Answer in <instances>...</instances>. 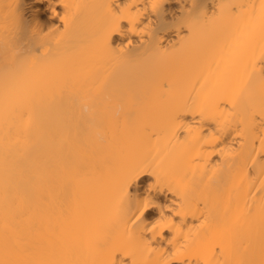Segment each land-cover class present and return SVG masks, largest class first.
<instances>
[{"label": "bare ground", "instance_id": "6f19581e", "mask_svg": "<svg viewBox=\"0 0 264 264\" xmlns=\"http://www.w3.org/2000/svg\"><path fill=\"white\" fill-rule=\"evenodd\" d=\"M262 112L264 0H0V264H264Z\"/></svg>", "mask_w": 264, "mask_h": 264}, {"label": "snow or ice", "instance_id": "6c2138e0", "mask_svg": "<svg viewBox=\"0 0 264 264\" xmlns=\"http://www.w3.org/2000/svg\"><path fill=\"white\" fill-rule=\"evenodd\" d=\"M106 7L111 8L112 6L109 4L106 5ZM112 20L113 23L116 25H118L121 20H129L130 23L132 22L131 17L126 15L124 10L121 8H117L112 12ZM113 30L119 31V28L116 27ZM261 115L264 116V112H262ZM136 175H138V173L133 174L132 179H135ZM152 187L153 186L150 185L149 189L151 190ZM154 208H160L161 210H160V218L157 219L154 223H152V229L178 227L177 225H174L173 221L170 218L166 219L164 217L163 206H159L155 204L151 195H146L136 198L135 206L132 212V215L134 217V219H132V223L135 224L138 221H142L143 218L149 213V211ZM165 264H167V262H165Z\"/></svg>", "mask_w": 264, "mask_h": 264}]
</instances>
